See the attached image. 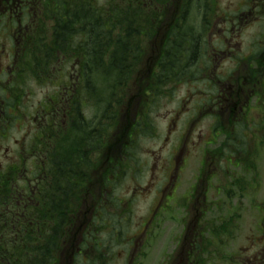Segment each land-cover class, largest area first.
Listing matches in <instances>:
<instances>
[{"label": "trees", "instance_id": "16d2710c", "mask_svg": "<svg viewBox=\"0 0 264 264\" xmlns=\"http://www.w3.org/2000/svg\"><path fill=\"white\" fill-rule=\"evenodd\" d=\"M158 1L157 7H160L163 0ZM193 4L189 0L185 9H199L202 4L201 22L197 20V13L186 24L184 17L178 19L162 49L155 73L136 87L132 97L131 82L139 72L138 66L145 62L153 21L158 14L151 0H140L139 6L125 4L121 9L109 0L107 9L94 4L85 6L83 0H76L71 10L63 13L66 16L68 13L69 19L55 24L52 37L48 33L34 34L32 44L28 45L27 72L57 80L61 66L68 68L77 62L75 72L78 71L81 81H77L72 96H66L67 125L50 126L37 137L41 140L38 148L44 151L45 157L44 168L39 167L44 169L43 178L39 185L35 184L38 189L31 185L36 179L35 169L27 170L26 185L14 174L0 173V264H70V259L63 257L73 243L74 234L80 236L84 231L88 234L83 212L85 203L94 196L90 184L98 180V169L108 196L106 202L102 201L101 215L90 225L97 232L83 250L92 243L102 254L103 247L111 251L112 246L120 244L125 234L121 226L128 222L115 211V205L120 207L123 203L116 192L129 168L142 167L137 158L142 137L139 133L150 135L147 127L151 126V118L148 110H139L137 122L131 125L130 121L118 128L119 119L124 118L119 117L132 101L139 103V107L151 104L154 87L155 103L165 86L173 87L200 77L198 64L207 61L204 40L208 2L199 0L196 6ZM261 97L264 99V93ZM260 103L264 110V101L260 99ZM116 124L120 136L110 138ZM237 131L236 136L246 141L247 126H239ZM103 149L105 153L100 157ZM102 186L99 185L101 191ZM101 206L99 203L96 211ZM236 214L234 220L238 217ZM220 218L223 220L219 224L218 244L235 227L233 219ZM210 244V241L200 244L195 260L192 256L194 264H211V259H218V252H210ZM81 255L77 257V264H109L113 257ZM217 264H220L218 260Z\"/></svg>", "mask_w": 264, "mask_h": 264}, {"label": "rangeland", "instance_id": "374dc122", "mask_svg": "<svg viewBox=\"0 0 264 264\" xmlns=\"http://www.w3.org/2000/svg\"><path fill=\"white\" fill-rule=\"evenodd\" d=\"M218 1L220 11L232 12L236 8L237 0ZM97 6L107 9L109 7L108 1L100 0ZM157 13L158 15L161 14L160 12ZM245 34L253 37L255 31L248 29ZM212 37L213 34L209 36L210 41ZM153 40L151 38V41L148 42L147 55L143 59L145 62L138 66L139 72L135 74L131 82L130 97L136 94V87L141 86L155 70L152 64L156 63V59L159 58L158 47L161 45V41L158 43V39L156 38L153 44ZM152 47L154 52H152ZM244 56H246L244 53L227 55L223 57V61L219 64L217 63L218 56H215L217 66L215 69L213 68L212 72L216 79H222L226 76L229 70L234 69L237 65V61ZM206 59L207 61L211 59L208 56V52ZM239 62L238 66L241 69L245 65L242 59ZM182 83L173 87L165 86L163 94L155 103L151 99V104L139 107V103L132 101L121 111L119 118H124L122 121L119 119L118 128L128 125L130 121H133L135 116L136 121L139 120L138 111L144 109L148 110L151 126L147 127L150 128V135L139 133L142 137L138 142L137 158L141 160V169L136 167L129 168L123 174L121 181H119L118 191L116 192L118 198L122 199L124 204L130 198L133 199L130 206L133 207L131 214L135 217L134 231L129 232V237H133L134 235L138 237L137 246L133 247V251H131L130 247L128 253H126V250L129 248L128 243L112 246L109 252L113 257H110L111 261H109V264H127V259L129 260V264H175V262L177 264L178 260L175 261L174 257L180 247L181 236L184 232V227L188 223L186 221H189L190 224L194 218L200 219L202 216L200 214L196 215V209L204 205L201 203L202 196H200V200L194 207V218L192 210H187L188 215H186V212L179 205H183L185 199L190 196L189 192L198 176L201 160L207 154L206 148L213 149L211 144H207L213 140L211 128L213 119L212 117L209 118L208 115L211 116L209 108L212 106V103L217 104V101H214L216 87H210L206 82H200L199 79L189 81L187 84ZM223 83L225 81L219 82L222 85ZM155 90L156 87H154L152 94L156 95L154 93ZM55 92H61L59 86H57V80L49 79L46 75L38 76L25 72V77L17 84L18 108L26 114V116L22 117L21 121H23L27 129H29L30 125L34 127L32 132H29L27 135V150L29 153L27 154L26 168L29 172L35 169L33 168L34 162L38 166L45 164L44 155L37 154L41 140L37 139L36 133L39 129V121H41V127L42 123L45 122L46 115L42 110L47 106L50 97ZM207 96H210L213 101H206ZM200 100L204 101L203 112L205 114L202 118L195 120L196 115L194 113L196 112L197 105H200ZM36 115L39 117L37 121H35ZM260 118L261 115L259 117L258 115L257 117L252 116L251 120L259 122ZM17 123L11 129L10 141L6 144V147H11L6 152L9 150L13 154H17L20 148L19 142L23 137L21 125L19 126ZM118 132L116 124V128L111 133L110 138L119 137L120 134ZM248 138L251 142L260 140L259 136L254 135H250ZM182 143L185 145V150L181 157L187 158L186 163L177 159ZM107 144L108 141L104 147ZM104 153L105 149L101 152L100 157ZM174 156L177 159V163L175 159H171ZM248 156L249 158L245 161L241 160L239 165L231 167L230 174L236 180L235 184L221 177L222 184L229 186L224 191L226 194L230 190L238 192V187H243L247 183L248 188L245 191V196L240 197L236 195L229 205L226 194L224 192L218 193L217 191L219 181L216 177L210 180L209 184L203 185V192L206 193V202L209 200L216 201L218 208L216 211L204 215V225L203 229H201L204 234L201 237L202 243L204 241L211 242L212 246L211 244L209 246L210 252L212 254L218 252L219 256L217 260L220 264H251L250 260L255 251L261 250L264 247V238L260 239L261 241L259 240L261 235L260 226L262 228V224L264 230V221H262L264 211L261 213L258 209V205L264 204V147L263 150L258 147L251 149ZM0 169H3V167H0ZM133 169H140V171L134 173ZM96 175L98 176V180L90 184L93 186V188H90L94 192L91 202L96 201L98 198L94 190L97 184H101V170L98 169ZM169 179H172L175 184L179 182V186L175 191L176 201L173 200L168 208H162L155 223L154 220H151L154 212L167 204V198L173 190V187H166ZM160 203L161 205L159 206ZM234 212L239 213L240 216L236 219L238 221L234 227V232L231 235H224L225 238L223 240L225 242L221 241L218 244V241L221 240V238L218 239V225L221 222L220 216H229ZM225 220H229V217ZM121 228H126L125 222H123ZM218 245H223V247L221 248ZM132 252L133 257L129 259L128 256ZM177 259H180V256ZM213 259H209L210 263L217 264V260Z\"/></svg>", "mask_w": 264, "mask_h": 264}, {"label": "flooded vegetation", "instance_id": "af4514ba", "mask_svg": "<svg viewBox=\"0 0 264 264\" xmlns=\"http://www.w3.org/2000/svg\"><path fill=\"white\" fill-rule=\"evenodd\" d=\"M111 1L116 3L118 9H121L125 4L134 6H139L140 4V0H109V2ZM198 1L192 0L193 5L196 6ZM83 2L85 6L93 4L97 6L100 0H83ZM173 2L174 0H163L162 5L157 7L160 2L151 0V6L157 10L156 12L163 14L172 6ZM188 2L189 0L181 1L173 26H175L180 17H184L186 24V21L189 17H192L193 13H197V20L201 22L200 15L202 13L199 12V9H202V4L199 9L188 11L185 9ZM207 2L206 19L208 25L205 30L204 47L211 59L198 64V67L204 72L203 81L210 87H216L214 101H217V104L212 103L209 108L211 116L208 115L209 118L212 117L213 119L211 122L213 140L207 144H211L213 149L206 148L208 155L206 154L201 160V167L189 192L190 196L188 199L190 201L186 203L185 210L193 208V201L199 194V190L203 188V185L210 183L208 179L210 174H212V180L216 177L219 181L217 186L218 193L225 191L221 177H229L231 167L235 165L234 142L237 141L235 133L238 132L239 126L246 125V133L250 135L257 134L260 137L258 145L260 147L264 146V110L262 109V104H259L260 99L264 101L261 97L264 93V0H237L236 8L232 12L220 11L218 0H207ZM75 4L76 0H0V167H3V169H0V173L14 174L13 176L18 177L23 185H26L24 180L27 179L26 165L27 154L29 153L27 150V135L32 132L34 127L30 125L29 129H27L26 125L21 121L26 114L18 108L17 84L25 77V72H27L28 45L32 44L35 33L40 35L48 33L52 37L55 24L58 21L69 19V14L67 13L68 16H66L63 13L71 10ZM163 16H156L153 21V39L157 35ZM248 29L255 31L253 37L245 34ZM213 30L214 32H212ZM170 31L169 33H163V41L168 38ZM211 34H213V37L210 41L209 36ZM241 53L246 55L241 58L245 66L239 69L240 59L234 69L229 70L226 76L222 79H216L212 70L216 68L217 63H221L224 56ZM214 55L218 56L217 63H215ZM77 65V63H73L68 68L65 65L58 67L60 75L57 79V86H59V90L62 93L55 92L50 97L47 106L42 110L46 115L45 122L42 123L41 127V121H39L36 137L50 126L67 125L69 121V101L66 96H72L71 93L74 87L77 86V81H81V78L77 76L78 71L77 74L75 72ZM73 74L76 76L74 77ZM221 81H225V83L223 85L219 84ZM208 99L213 101L210 96ZM203 104L204 101L201 100L200 105H197L194 113L196 115L195 120L202 118L205 114L203 112ZM257 115L258 117L261 115L260 121H252V116L257 117ZM38 118V115H36L35 121ZM16 123L19 126L21 125L23 137L19 142L20 148L17 154H13L9 150L6 152L8 148H11L6 147V144L10 141L11 129ZM259 129L260 132H258ZM184 148L185 145L182 143L177 159L186 163L187 158L181 157L185 150ZM37 154L42 156L44 151L39 148ZM174 159L172 158V160ZM177 159H175L176 163ZM41 166L35 165L36 179H33L34 184H31L35 189H38L35 184L39 185L43 178L44 165L42 166L43 168H39ZM178 186L179 182L175 184L172 179L168 180L166 187H173V190L167 198V204L160 209L168 208L171 200L176 201L175 191ZM103 187L105 195H107L108 190L106 186ZM102 201L106 202V197L99 202L97 200V207L99 203L102 204L99 211L95 210L97 216L101 215L103 209ZM29 203L31 202L29 201ZM115 211L119 212L117 209ZM158 211L154 212L151 220L154 219ZM87 212H90V209H87ZM96 225L98 226L97 223ZM94 232H97L96 227H89L88 236L91 238ZM137 238L134 235L129 239L131 251H133L135 245L137 246ZM132 254L133 252L128 256L129 259L133 257Z\"/></svg>", "mask_w": 264, "mask_h": 264}]
</instances>
